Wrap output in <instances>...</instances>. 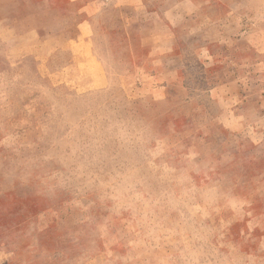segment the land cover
<instances>
[{
    "label": "rangeland",
    "instance_id": "1",
    "mask_svg": "<svg viewBox=\"0 0 264 264\" xmlns=\"http://www.w3.org/2000/svg\"><path fill=\"white\" fill-rule=\"evenodd\" d=\"M0 264H264V0H0Z\"/></svg>",
    "mask_w": 264,
    "mask_h": 264
}]
</instances>
